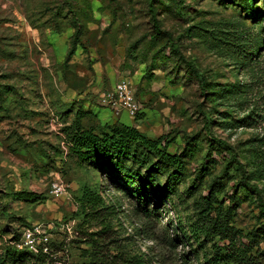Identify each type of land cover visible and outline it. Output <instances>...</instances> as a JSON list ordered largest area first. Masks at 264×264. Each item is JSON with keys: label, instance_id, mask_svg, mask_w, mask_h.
<instances>
[{"label": "rangeland", "instance_id": "1", "mask_svg": "<svg viewBox=\"0 0 264 264\" xmlns=\"http://www.w3.org/2000/svg\"><path fill=\"white\" fill-rule=\"evenodd\" d=\"M125 77L140 105L135 116L100 103ZM79 117L96 131L123 124L163 137L181 156L185 169L172 182L175 167L143 147L125 161L140 174L135 183L143 177L151 188L150 209L161 196L149 217L105 158L70 150L67 132ZM263 138L264 0H0V261L25 223L45 227L66 263L88 261L84 240L100 226L82 224L76 198L90 188L117 206L114 242L104 248L113 264H238V252L264 251V237L257 245L247 237L264 211L244 187L264 185L252 176ZM55 182L65 189L59 197ZM214 182L231 210L233 241L207 233ZM17 191L43 197L11 198Z\"/></svg>", "mask_w": 264, "mask_h": 264}, {"label": "trees", "instance_id": "2", "mask_svg": "<svg viewBox=\"0 0 264 264\" xmlns=\"http://www.w3.org/2000/svg\"><path fill=\"white\" fill-rule=\"evenodd\" d=\"M153 2L151 3V7ZM154 16V15H153ZM155 18V29L160 33V28L157 24ZM196 30L192 28L187 30L188 35L191 37ZM216 39L218 37H215ZM250 55H253V51H248ZM67 135L69 137L70 150L75 153L80 160H93L96 158H105L107 166L109 167V172H114L116 174L111 177L119 180L118 175H122V181L127 184H133V194L138 199V204L142 207V213L145 216H150L153 211L159 208L161 204V196H159L160 201L154 202L156 207L150 209L148 207L149 199L147 196L148 190L151 188L145 184L142 179L139 184L135 183L140 174L138 172H133L128 169L125 165V161L136 158V148L143 147L150 151L152 154L156 155L159 160H165V162L173 165L175 170L170 174L169 180L171 182L175 179H179L178 174H182L185 169L184 161L181 156L177 154H170L168 146L170 141H164L163 137L158 139H153L147 136L145 133L139 131L135 127L128 125L117 124V125H106L105 127L96 131L94 128L88 127L82 123V118H77L73 125L69 128ZM260 144H255V153L253 154L252 168L253 175L257 179H264V138L258 139ZM152 168L158 169L159 163H153ZM203 174V173H202ZM205 174V173H204ZM204 174L202 176H204ZM207 174V173H206ZM151 179V178H150ZM118 183V182H117ZM244 187L248 191L255 193L256 198L262 206L264 211V185L259 186L257 184H252L246 182ZM173 190V189H172ZM217 183L214 182L210 185L209 193L205 197L204 213L208 220L207 233L219 240H235L236 230L230 226L231 220V210H226L223 204H219L217 199V194L219 192ZM231 198L234 197L230 195ZM42 194H37L33 191H17L13 192L11 198L16 200L32 201L42 198ZM76 201L79 205L78 216H83L84 222L96 223L100 226V229L93 232H87L88 238L84 240L87 244V248L83 249L82 254L89 257L88 261L82 264H113V260H108V255L111 253L110 248H108L105 253L106 245L110 246L114 242L113 238H110L109 234L112 231V224L110 222V217L117 213V206L107 205L103 196L90 188H85L79 196H77ZM30 223L23 224V228L30 226ZM12 236L9 239V243L5 248L2 260L0 264H45L46 255L35 254L26 249H19L15 242L19 240L21 232L16 230L11 232ZM250 242H254L257 245L259 237H264V224L257 230V232L252 231L247 235ZM110 240L107 242V240ZM64 246V244L62 243ZM60 245V246H62ZM55 247V245H54ZM57 251L66 250L65 247H59ZM252 251V248L249 249ZM248 250L238 252L237 259L238 264H260L261 260L259 255H264V251H257V254L248 255ZM121 256V255H116ZM119 261V260H118ZM117 261V262H118ZM139 264V263H134ZM218 264V263H217Z\"/></svg>", "mask_w": 264, "mask_h": 264}, {"label": "built area", "instance_id": "3", "mask_svg": "<svg viewBox=\"0 0 264 264\" xmlns=\"http://www.w3.org/2000/svg\"><path fill=\"white\" fill-rule=\"evenodd\" d=\"M100 103L115 110L117 113L125 109L132 116H135L140 109L132 81L127 77L116 82L113 88L104 91L100 97ZM52 192L59 197L64 194L65 189L61 184L55 182ZM68 229L70 230V227ZM15 245L19 249L46 255L45 264H69L57 256L58 251L55 250L54 242L51 240V233L40 224L24 227Z\"/></svg>", "mask_w": 264, "mask_h": 264}]
</instances>
